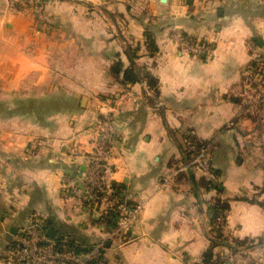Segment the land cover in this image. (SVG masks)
<instances>
[{
    "label": "crops",
    "instance_id": "crops-1",
    "mask_svg": "<svg viewBox=\"0 0 264 264\" xmlns=\"http://www.w3.org/2000/svg\"><path fill=\"white\" fill-rule=\"evenodd\" d=\"M172 26L213 52L179 53ZM249 43L264 62V0H0V264L35 218L55 238L105 240L106 264H205L217 233L209 264H264V128L252 106L264 97L244 81ZM138 44L139 81L125 83ZM108 113L114 179L143 204L110 239V224L62 188ZM190 141L206 144L213 172L182 167ZM217 202L229 209L213 222Z\"/></svg>",
    "mask_w": 264,
    "mask_h": 264
},
{
    "label": "built area",
    "instance_id": "built-area-1",
    "mask_svg": "<svg viewBox=\"0 0 264 264\" xmlns=\"http://www.w3.org/2000/svg\"><path fill=\"white\" fill-rule=\"evenodd\" d=\"M171 39L181 54L199 56L211 54L213 47L186 37L179 29L170 27ZM252 62L245 70L244 81L254 97H264V62L259 58L256 46L249 43ZM255 63V65H253ZM91 148L85 153L84 169L76 176L65 175L62 188L67 196L90 216L104 223L111 219L109 239L124 237L139 217L143 204L127 203L121 196V188L114 179L115 169L110 163L115 148V127L113 115L103 114L97 119L90 142ZM207 148L194 152L189 143L182 148V167L204 173L211 171ZM64 237L60 242L51 239L43 220L35 218L20 229L9 245L5 264H104L101 262L105 240L90 245H78ZM74 248H80L75 252Z\"/></svg>",
    "mask_w": 264,
    "mask_h": 264
},
{
    "label": "trees",
    "instance_id": "trees-1",
    "mask_svg": "<svg viewBox=\"0 0 264 264\" xmlns=\"http://www.w3.org/2000/svg\"><path fill=\"white\" fill-rule=\"evenodd\" d=\"M144 47H145V50L147 51V54H149V55H153L155 53V51H156V46H155V43H154L153 36L150 33H148V32L145 33ZM139 49H140V45L139 44L131 49V52H132L131 66L126 71H124V75H123L125 83L132 84V83H135V82L139 81V75L137 73H135V71H134V62H133L134 59L139 56L137 54V50H139ZM253 65H255V63H253ZM118 67H120L119 63H117L114 68L118 69ZM149 82H150V79H149ZM188 143L193 147V151L194 152H197L201 148L206 147V144L202 143V142L190 141ZM211 172H213V171H211ZM217 188H219V186H217ZM228 209H229V206L225 202H217V203L212 204L210 206V211H209L212 221L213 222L217 221L219 218H221L223 211L228 210ZM44 223H45V227L47 229L48 228V224L45 221H44ZM106 223L110 224V226H111L112 225L111 219H107ZM63 239H64L63 236H59V237L55 238V240L58 241V242L62 241ZM219 239L221 240L222 238H221L220 234L217 233L215 235L214 239H212L210 241L209 248L202 255L203 263L209 264V263H211V261H213L214 249L217 246L221 245L220 244L221 242L219 241ZM73 242L74 241L70 240L69 243H67V245L72 248L73 247V244H72ZM74 251L75 252H80L81 249L80 248H74ZM100 260H101L102 263L106 264L104 253H103V256L101 257Z\"/></svg>",
    "mask_w": 264,
    "mask_h": 264
},
{
    "label": "rangeland",
    "instance_id": "rangeland-1",
    "mask_svg": "<svg viewBox=\"0 0 264 264\" xmlns=\"http://www.w3.org/2000/svg\"><path fill=\"white\" fill-rule=\"evenodd\" d=\"M252 106H254V107H258V109H259V111H261V113H262V115L260 116L261 117V119L260 118H258V120L260 121H263V128H264V104H262V105H252Z\"/></svg>",
    "mask_w": 264,
    "mask_h": 264
},
{
    "label": "water",
    "instance_id": "water-1",
    "mask_svg": "<svg viewBox=\"0 0 264 264\" xmlns=\"http://www.w3.org/2000/svg\"><path fill=\"white\" fill-rule=\"evenodd\" d=\"M82 170H83V168H82ZM47 234H48V236H49L51 239H53V238H55L56 231H55L54 229L48 228V229H47Z\"/></svg>",
    "mask_w": 264,
    "mask_h": 264
}]
</instances>
